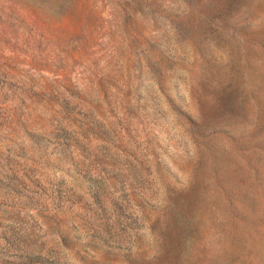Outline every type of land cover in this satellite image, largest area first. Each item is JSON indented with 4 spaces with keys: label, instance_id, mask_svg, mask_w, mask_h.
<instances>
[{
    "label": "rangeland",
    "instance_id": "374dc122",
    "mask_svg": "<svg viewBox=\"0 0 264 264\" xmlns=\"http://www.w3.org/2000/svg\"><path fill=\"white\" fill-rule=\"evenodd\" d=\"M0 264H264V0H0Z\"/></svg>",
    "mask_w": 264,
    "mask_h": 264
}]
</instances>
